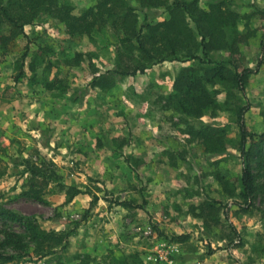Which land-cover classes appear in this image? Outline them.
Returning a JSON list of instances; mask_svg holds the SVG:
<instances>
[{
  "label": "rangeland",
  "instance_id": "1",
  "mask_svg": "<svg viewBox=\"0 0 264 264\" xmlns=\"http://www.w3.org/2000/svg\"><path fill=\"white\" fill-rule=\"evenodd\" d=\"M60 1H69L73 13L79 15L93 0ZM129 1L137 6L134 0ZM207 1L200 0V5L204 7ZM232 6L241 14H249V27L258 30L257 39L241 51L242 64L255 69L261 58L259 37L264 36V0H233ZM138 15L141 23L145 17L161 20L166 13L157 9L139 11ZM25 35L8 51H0V63L7 57L13 76L28 40L26 65L39 45L50 46L52 73H58L67 91L47 92L39 85H28L25 79L15 84L12 76L10 83L0 84L3 101L28 91L33 101L43 100L59 108V112L52 108L58 123L43 128L25 130L19 109L12 124H0V208L34 217L42 230L59 233L75 227L89 209L91 195L98 201L76 226L67 248L42 258L33 252V244L15 250V236L22 235L23 229L17 222L0 219V254L17 256L10 263L0 264H264V193L258 195L249 213H237L232 201L221 196L215 180V173L220 172L238 184L242 168L234 146L237 128L229 124V112L222 107L214 117L207 113L199 120L227 126L231 146L226 154L211 157L187 142L186 135L180 133L185 126L179 116L163 110L158 100L172 86L178 68L186 64L166 62L135 75L138 80L124 77L120 93L88 88L94 76L114 67V43L106 30L71 37L62 24L41 16L26 26ZM76 53L84 56L78 66L69 67L66 61ZM250 78L245 96L251 107L244 121L250 132L260 134L264 132V72ZM217 101H225L224 93ZM133 104L147 106L144 114L150 129L130 125L127 110L133 113L139 107ZM90 105L91 119L81 125L78 113ZM66 109L68 113L62 115L61 110ZM192 123L198 126V122ZM27 160L47 170L46 180L40 177L34 183L42 201L25 194L30 185V174L25 172ZM59 183L85 193L65 203L67 195ZM206 198L221 201V227L205 230L202 220L195 216L198 210L193 208ZM125 200L142 209L114 204ZM175 235H187V240L170 241ZM21 242L27 244V239Z\"/></svg>",
  "mask_w": 264,
  "mask_h": 264
},
{
  "label": "trees",
  "instance_id": "2",
  "mask_svg": "<svg viewBox=\"0 0 264 264\" xmlns=\"http://www.w3.org/2000/svg\"><path fill=\"white\" fill-rule=\"evenodd\" d=\"M134 1L137 6L129 0H93L90 7L75 15L69 1L0 0V51H8L18 37L26 36V26L46 16L62 24L66 35L71 37H88L95 31L103 30L111 35L114 67L104 74L94 76L88 88L111 89L122 78L142 75L165 62L186 64L174 76L171 92L159 95L158 100L163 110L179 116L185 126L180 133L186 135L187 142L194 143L201 153L211 157L226 154L231 146L227 126L203 124L199 120L207 113L214 117L222 107L229 112V124L237 128L234 146L242 168L238 184L220 172L215 173V180L221 196L232 201V205L237 207V213H249L258 195L264 193V132H250L245 125V116L251 107L246 100L245 90L250 77L264 66V36L259 37L261 58L255 69H251L242 64L241 51L257 39L258 30L249 27V14H241L233 8V0H208L204 7L200 5V0ZM153 9L164 10L166 17L151 21L145 17L140 23L138 12ZM242 23L243 29L240 30ZM30 43L28 40L25 53L16 61L13 82L16 84L25 79L28 85H39L47 92L66 93L65 82L59 78L58 73H52L50 46L39 45L28 64H25ZM83 56L76 53L66 61V65L78 66ZM220 93L225 96L222 104L217 101ZM71 100L74 102L78 98ZM195 121L198 126L192 123ZM25 169L30 174V185L25 194L42 201L34 183L40 177L44 182L47 170L30 164L28 160L25 161ZM53 177L56 178L55 175ZM59 187L67 195L65 203L85 193L79 188L61 183ZM91 197L89 209L98 201L97 196ZM114 204L124 209H142L131 200L115 201ZM221 208L220 200L206 198L193 209L198 210L194 213L202 220L204 229L211 230L222 225ZM89 209L72 230L59 233L42 230L34 217L22 216L3 208H0V219L17 222L23 229L22 235L15 236V250L27 249L33 244V252L42 258L67 248L69 237L75 232L76 226L87 218ZM222 214L226 215L224 212ZM231 232L236 236L235 229ZM23 238L27 239V244L21 242ZM186 240L187 235H175L170 239L177 243ZM16 257L14 254H0V262L10 263Z\"/></svg>",
  "mask_w": 264,
  "mask_h": 264
},
{
  "label": "crops",
  "instance_id": "3",
  "mask_svg": "<svg viewBox=\"0 0 264 264\" xmlns=\"http://www.w3.org/2000/svg\"><path fill=\"white\" fill-rule=\"evenodd\" d=\"M153 10H157V9H153ZM166 17V16H165ZM164 17V18H165ZM25 32H26V27H25ZM6 59H3L2 62L0 63V84L5 83H9L11 82V76H12V70L10 67V60L6 62ZM166 63V62H165ZM180 67H183L182 65ZM249 68L252 69V66H249ZM177 69V68H176ZM180 69V68H178ZM264 72V66L261 67V69L259 70V72ZM129 78H135V80H138L137 76L135 77H129ZM251 79V78H250ZM249 79V81H250ZM8 80V81H7ZM127 82V81H126ZM123 88V83H121V81H118L115 85V87L111 88V90H113V92H119L121 91V89ZM172 90V86L170 85V87L165 91L162 92V95H166L168 93H170ZM246 91V90H245ZM133 106H139L138 110L133 109V113L131 112L130 109H128L127 111H129L130 114V125L132 127H134L135 125H137L139 127V129H144V130H148L151 128V124L149 119L145 116V111H146V105L145 104H141L140 105H136L133 104ZM48 107V108H47ZM143 107V109H142ZM52 108L59 112V108L55 107V106H48L43 100H36L33 101L31 99V96L29 94V92L27 91H22L21 94H19L18 96H15L11 99H8L7 101H3L0 98V114H3L0 117V124L4 126L5 122H9L10 124H12V119L13 116L17 113V109H19V115H20V119H21V124L23 125V127L26 129H33V127L35 128H43V126L45 124L48 123H53L56 122L58 123V120L56 117H54V113L52 111ZM62 115H65L68 113L67 109L66 110H61ZM67 111V112H66ZM93 111L92 106H87L85 107L82 111H80L78 113V122L81 123V125H85L86 122H89L91 119V113ZM132 113V114H131ZM134 113H137L134 115ZM3 123V124H2ZM10 130H12L13 126L9 127ZM82 139V137H81ZM79 139V140H81Z\"/></svg>",
  "mask_w": 264,
  "mask_h": 264
}]
</instances>
